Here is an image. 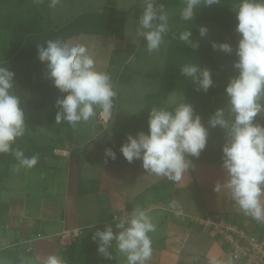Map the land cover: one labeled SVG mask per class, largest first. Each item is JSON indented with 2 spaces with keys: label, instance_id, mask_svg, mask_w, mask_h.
<instances>
[{
  "label": "clouds",
  "instance_id": "9594fccd",
  "mask_svg": "<svg viewBox=\"0 0 264 264\" xmlns=\"http://www.w3.org/2000/svg\"><path fill=\"white\" fill-rule=\"evenodd\" d=\"M59 3L60 0H50L49 7ZM220 3L221 0H180V19L193 21L200 8ZM143 5L136 34L152 53L160 50L171 31L170 16L159 0H143ZM233 10L239 39L232 67L237 74L229 77L225 86L227 111L217 107L205 124L189 102L179 103L171 110L152 107L147 132L128 134L120 152L130 164L139 160L145 173L180 183L195 168L191 158L200 157L208 144L209 130L219 128L224 134L221 160L226 178L217 181L213 191L220 193L226 189L246 216L264 222V124L257 120L264 115V0H239ZM208 31L206 25L199 26L200 37H206ZM179 40L193 50L199 48L192 29L180 32ZM210 43L213 50L233 53V46L227 41ZM37 49L39 61L46 66V78L63 93L56 100L55 124L67 122L75 128L90 120L105 123L112 120L118 93L111 75L97 67L87 44L49 39L38 44ZM180 72L190 78L198 92L207 93L214 85L212 70L207 66L186 63ZM14 77L15 72L6 63H0V154L11 153L17 161L16 170L31 169L38 164V155L29 157L19 147H13L27 131L25 110L16 94ZM105 156L115 160L117 154L109 147ZM169 209L177 216L184 215L178 200L171 201ZM113 222L117 231L108 223L92 236L98 253L111 260L110 249L115 245L127 264H148L153 255L149 233L156 231L150 215L136 207L128 215L113 217ZM42 264H65V261L57 254H49ZM208 264H234V260L210 255Z\"/></svg>",
  "mask_w": 264,
  "mask_h": 264
},
{
  "label": "crops",
  "instance_id": "0c3cea01",
  "mask_svg": "<svg viewBox=\"0 0 264 264\" xmlns=\"http://www.w3.org/2000/svg\"><path fill=\"white\" fill-rule=\"evenodd\" d=\"M137 1L128 8L110 7L129 10ZM168 13L170 21L182 28L185 21L180 19V15L171 11ZM138 18V15H130L122 37L115 33L79 34L66 41L87 44L99 69L108 72L112 81L116 79L118 83L133 86L136 90L139 85L152 84L150 79H153L138 67L132 73L128 71L133 63L140 60L139 53L143 46L142 39L136 34ZM129 33L137 38L132 40ZM6 52L2 62L10 58L8 34ZM112 67H115L116 74L112 73ZM153 90L156 91L155 88ZM148 93L151 92L118 93L114 100L112 120L105 123L96 119L101 130L94 131L85 139L79 140L72 126L74 139H68L63 132L57 135L55 130L39 127L43 134H47L49 142L62 141L58 147L70 154L58 155L60 158L53 161L56 167L16 170L17 164L11 165L10 174L0 184V250L17 247L20 256L22 252L31 254L42 263L49 254L60 255V249L68 246L59 242L60 232L78 228L81 233L77 242L88 247L87 254L98 260L92 264H127L115 245L110 249L113 258L109 260L103 257L98 253L97 243L92 236L96 229L102 230L108 223H112L113 230L117 231L113 216L128 215L136 207L145 210L156 226V231L149 233L153 255L148 264H208L210 255L222 259L232 257L229 243L211 226L203 224L202 220L224 218L257 235L263 233L260 232L264 229V222L246 216L227 195L226 189L220 193L213 191L214 184L226 178L222 163L191 158L195 168L186 173L180 183H174L167 178L145 173L139 160H136L137 164H118L108 157L90 156L91 148L108 147L103 144L105 135L108 133L112 136L128 118L137 113L144 106V96ZM60 95L63 93L60 92ZM134 95H140L142 107L134 113L125 112L127 105L124 102L132 101ZM36 131L39 134V130ZM50 133L55 134V138L49 137ZM111 136L110 143L114 147ZM173 200H178L182 205L183 216H177L169 209V203ZM234 264L243 263L234 260Z\"/></svg>",
  "mask_w": 264,
  "mask_h": 264
},
{
  "label": "trees",
  "instance_id": "16d2710c",
  "mask_svg": "<svg viewBox=\"0 0 264 264\" xmlns=\"http://www.w3.org/2000/svg\"><path fill=\"white\" fill-rule=\"evenodd\" d=\"M229 0H221V5ZM50 0H46L47 5ZM218 6V5H217ZM143 0H138L129 10H118L114 7L105 6L102 11L96 10L83 13L62 26L46 27V17L40 12L23 20L10 21L9 16L0 21V30H6L9 35V55L6 63L10 70L15 72L14 85L16 94L21 97V103L25 110L27 131L24 137L18 139L13 147H19L26 156L38 155L39 161L35 167H56L53 161L60 158L54 150L62 145V141L53 140L47 145L37 142V127L47 130H55L57 135L62 132L68 139L72 136V127L67 122L57 125L54 123L57 111L56 100L60 92L53 86L50 79L46 78V66L42 64L37 55V45L44 44L47 40H64L79 34H106L115 33L122 37L125 24L130 15L140 16L143 11ZM205 7L200 8L193 21H185L180 31L175 33L167 48L164 70L160 76V84L156 91L144 96V106L130 118L111 136L117 157L115 163H128L120 152V145L126 141L127 135L135 136L138 131L148 130V114L152 107H166L172 109L175 106L168 105L167 98L173 91L184 95L183 102L191 103L196 113L202 117V122L207 123L208 118L217 107H224L227 111V101L224 90L227 82L220 73L218 63L207 50L202 37L199 35V26L202 23L214 21L215 11L206 16ZM218 22V21H217ZM219 23V22H218ZM192 29L193 37L199 41V48L193 50L179 40V33ZM195 62L207 66L212 70L214 85L205 92H198L190 78L183 76L180 68L186 64ZM257 120L264 124V115L258 116ZM224 136L219 129H210L209 137L218 138ZM222 144L215 147H205L198 159L222 163ZM107 158V157H106ZM13 163H17L11 153L0 154V182L10 174ZM132 164H137L136 160ZM3 208V207H2ZM5 209V208H4ZM3 209V210H4ZM264 233V229L260 233ZM78 240V239H77ZM73 242L60 249V256L65 264H92L96 260L87 254L88 247L79 242ZM0 257L14 261L18 264H42L36 261L23 259L19 249L5 248L0 250Z\"/></svg>",
  "mask_w": 264,
  "mask_h": 264
},
{
  "label": "rangeland",
  "instance_id": "374dc122",
  "mask_svg": "<svg viewBox=\"0 0 264 264\" xmlns=\"http://www.w3.org/2000/svg\"><path fill=\"white\" fill-rule=\"evenodd\" d=\"M46 0H0V21L4 20L5 17L9 16L10 21H14L16 19L23 20L27 15V17L32 16L37 11L40 12L43 16L46 17V27H54V26H62L66 24L67 22L71 21L72 19L76 18L78 15H81L83 13L92 12V11H102V8L105 6H114V7H120V8H128L130 5L132 6L136 0H60V3L56 5V7L52 8L49 7V3L45 5ZM159 2L163 3L165 5V8L167 11H171V13H177L180 12V0H159ZM239 3V0H229L227 3L221 5L218 4L211 6V7H205L204 13L206 16H209V13L215 11V19L214 21H209L202 23L201 25H206L209 29L208 34L206 37H202V40L209 51V53L215 58L216 62L218 63V67L220 70L221 75L223 76L224 80L228 83L229 77L236 75V70L232 67L233 62L237 59L235 55V47L237 44V41L239 39V34L235 31V26L237 23L235 11L233 10ZM219 23H218V22ZM171 31L168 34V36L165 38L164 44L161 46L159 51L149 53L146 49L145 42L142 39V49L140 50V60L137 61L135 64L133 63L131 65V68L128 69L130 71L129 73H132L136 67L140 71H143L145 73H149L150 76L153 79H150L152 81V84L150 85H139L136 90L133 86H124L121 83H118L113 80V83L115 84L116 89L118 90V93H124L126 92L131 93L133 92H152L153 89L157 90V87L160 83V74L162 70L165 67V61H166V54H167V47L169 45V42L171 41V37L177 33L178 30H180L181 27L176 22H171ZM200 25V26H201ZM6 30H0V61L2 62L6 57V36H7ZM132 40L136 39L135 36L129 33ZM87 37V36H86ZM99 38V37H98ZM227 41L232 44L233 46V53L226 54L219 50H213L211 47V41ZM145 48V50H144ZM0 62V63H1ZM140 66V67H139ZM112 73L116 74L115 67L111 68ZM127 71V72H128ZM124 89H127L128 91H125ZM120 94V97L124 98L123 95ZM130 102H124V104L127 105L126 111H131L134 113V111L139 110L142 105L143 101L140 95H134V99L129 100ZM184 101V95L173 91L169 94L167 98V104L176 106L179 103H183ZM124 112L120 115L119 119L121 120V116H123ZM263 116V115H262ZM41 129V128H40ZM39 127L37 130H39V134L36 135L37 142L42 145L49 144V140H47V134H43L40 131ZM76 131V137H78L79 140L85 139L88 135H93L94 131L101 130L100 125L96 120H90L87 123H80L78 127L74 128ZM49 137H54L55 134H49ZM111 135L107 133L105 135L104 140L108 147H100V148H91L92 154L90 156H97V157H106L105 156V149L112 147L110 143V137ZM74 139V136L72 134ZM102 140V139H101ZM224 143V136H219L218 138H210L208 137V146L209 147H215V145L223 144ZM98 145V143H97ZM65 151V150H64ZM65 155L63 156H69V151L64 152ZM17 164V163H14ZM19 181H21L20 175L18 176ZM6 182V181H5ZM1 184V182H0ZM1 190V188H0ZM59 235V234H58ZM60 242V241H59ZM61 243V242H60ZM22 258L30 261H36V258L31 256V254H27L22 252L21 253ZM60 256V255H59ZM61 257V256H60ZM40 263V262H39ZM0 264H18L14 261L5 259L3 257H0Z\"/></svg>",
  "mask_w": 264,
  "mask_h": 264
},
{
  "label": "built area",
  "instance_id": "2783aa9c",
  "mask_svg": "<svg viewBox=\"0 0 264 264\" xmlns=\"http://www.w3.org/2000/svg\"><path fill=\"white\" fill-rule=\"evenodd\" d=\"M54 152L60 156L65 155L61 148H56ZM113 217L120 216L115 214ZM202 223L211 226L229 243L235 261L243 264H264V233L257 235L246 227L229 223L224 218L202 220ZM80 231L78 228L64 230L59 233L58 239L63 245H70L78 239Z\"/></svg>",
  "mask_w": 264,
  "mask_h": 264
}]
</instances>
